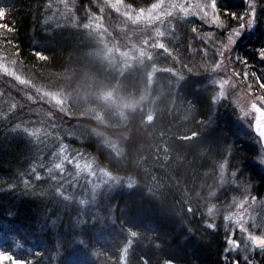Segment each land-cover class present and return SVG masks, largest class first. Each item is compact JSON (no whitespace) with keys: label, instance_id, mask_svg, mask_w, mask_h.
Masks as SVG:
<instances>
[{"label":"trees","instance_id":"16d2710c","mask_svg":"<svg viewBox=\"0 0 264 264\" xmlns=\"http://www.w3.org/2000/svg\"><path fill=\"white\" fill-rule=\"evenodd\" d=\"M123 1L139 7L146 6L153 0ZM51 2L52 0H0V8L5 9V15L0 17V55L12 61L24 78L32 82L28 87L20 83L16 90L17 96L22 94L21 89L29 92L32 86L35 87L34 83L51 90L64 88V95H68V101L71 100L74 119L87 124L89 129L86 132L89 134L96 118L87 109L88 104L84 103L88 95L85 94L83 100L78 95V92L83 94L87 90L79 86V83L84 78L94 77V80L104 81L105 77L96 73L95 67L91 69L86 61L87 43L83 32L75 31L74 27L73 30L67 27L57 30L53 29L51 21L43 22L51 9L48 7ZM217 5L218 14L222 19L226 17L228 28L234 27L237 21L225 9L237 16L246 10L243 0H217ZM79 23H83L82 19ZM4 25L9 27L4 28ZM222 33L228 34V29L223 28ZM178 43L175 45L177 53L182 52L179 69L183 71L187 66L190 72L188 80L183 82L182 79L173 94L167 92L153 108L126 110L122 120L117 115L114 117L118 119L110 118L112 120L107 127L115 130L120 128V149L117 156L99 141L92 142L90 135L81 142L82 153L96 156L101 164L122 177L125 186L122 187L121 184L116 193L107 195L111 203L109 205L106 202V207L113 210V217L106 218L108 226H112L115 231L107 229L109 236L102 237L111 238L102 241L95 236L92 227L90 229L85 225L86 222L80 224L82 227L79 231L85 237L86 246H92L97 257L88 260L83 255H77L75 258L61 259V264H143L144 259L148 264H163L165 259L174 261L175 264H226L225 256L229 258L227 264H235L237 260L239 264H246L224 251L227 239L224 229L219 224L212 229L206 221L208 222L209 203L223 205L228 199L229 187L213 185L216 184L215 178L222 164H225V168L228 165V174L235 173L234 178L240 181L247 178L252 183L247 185L252 189L251 195H258L259 189H264V175L252 163L256 156L255 144L249 137L253 138V135L236 130L237 116L231 107L214 110L211 91L195 84L202 78L212 77L207 70L203 72L205 68L201 63H206V57L201 51L196 52L201 50L197 45L196 50H193L195 44L187 34ZM258 49H264V0H257L254 29L236 43L234 50L237 64L242 68L241 73L244 70L255 73L246 80L257 87L260 83L257 77H264V58L259 55ZM35 52H42L44 57L36 56ZM213 56L208 54L207 57L212 59ZM245 58L247 64L244 63ZM193 79L196 80L192 81ZM96 83L98 85L94 88L100 95L108 83ZM76 86L80 87V91L73 89ZM130 86L133 84L130 83ZM145 88V85L143 88L137 86L135 93L124 88L121 93L126 97L138 96ZM70 91L78 100L83 101L81 104L89 115L79 111L83 105L77 106L72 102ZM151 91L152 97L159 95L156 87H151ZM34 93V97L41 98L39 93ZM170 98L175 101H169ZM95 99L89 98V104L92 105ZM44 104L46 105L45 102ZM17 108L24 109L20 106ZM25 116L30 114L21 110L15 116H10L9 124L19 122ZM32 116L37 123L42 122L39 116L34 113ZM149 116L152 117L151 120L148 119ZM4 123L0 119V125ZM54 124L55 130L61 131L65 122ZM14 131V137L5 134L0 137V214L1 211L6 213L7 209L10 213L16 212L15 220L26 225L27 213H37L38 204L44 209L53 206L52 212L48 211L49 217H53L59 203L47 200L45 194L36 193L25 197L21 196L18 187L7 188L8 183L17 185L16 179L22 178L21 170L27 167V150L32 148L27 140H23L20 130ZM193 133L196 135L193 136ZM250 140L251 144L248 143ZM129 177H134L138 185L127 187ZM207 194H211L212 198L206 197ZM189 207L193 211L189 212ZM73 226L71 223H61L55 233L62 241H67ZM129 228L137 232L136 237H131ZM44 232L45 236L50 235L53 240L54 231ZM104 240L108 243H104ZM122 255L124 259L121 258ZM33 257L32 260H27V264L43 262L42 257L34 254ZM79 261L81 263H74Z\"/></svg>","mask_w":264,"mask_h":264},{"label":"rangeland","instance_id":"374dc122","mask_svg":"<svg viewBox=\"0 0 264 264\" xmlns=\"http://www.w3.org/2000/svg\"><path fill=\"white\" fill-rule=\"evenodd\" d=\"M243 1L247 8V0ZM111 2H115V0H68L67 6H65L61 0H52L53 7L48 10L43 18V22H52L53 29L61 30L62 27H67L73 30L74 27L75 31L83 32L87 43L86 61L91 69L95 67L96 73L99 72L100 75L105 77L104 81H101V79L94 80V77L84 78L82 83H79V86L87 90L83 94L78 92V95L82 97L81 100L84 99L85 94L88 95L84 103L88 104L86 105L87 109L96 118L95 125L90 127L89 134L86 132L89 129L88 125L74 119L75 114H72L70 107L71 100L68 101V95H64V88L51 90L34 83L35 87L32 86L29 92L21 89L22 94L17 96L16 90L21 84L16 77L26 78L20 73L19 68L13 65L12 61L0 55V64L6 66L10 72L15 73V75H9L0 68V119L2 123L5 121L4 124H1L3 128H0V132L3 131V133L0 134V137L3 134L14 137V130H20L23 134V140H27L32 146L27 150V161L25 162L27 167L21 170L23 171L21 172L22 178L20 180L16 179V187H18L21 196L29 197V195L40 193L45 194L47 200L51 199V201L59 203L53 217H49L48 214V211L52 212L53 206L44 209L38 204L37 213L30 214V211L27 213L26 225L15 220L16 212L10 213L8 209L6 213L1 211L0 251L8 252L14 259L32 260L34 254L43 258L41 264H61V259L75 258L77 255H83L88 260L97 257L92 246H86L85 237L79 231L82 227L80 224L86 222L85 225L88 228L92 227L95 236L102 239V241L105 238H111L102 237L109 236L107 229L115 231L112 226H108V219L106 218V216L113 217V210L106 207V202L111 203L107 199V195L116 193L117 188H120L121 184L124 187L125 184L121 180V176H119L120 181H116L114 177L118 175L101 164L96 156L93 154L88 155L87 152L82 153L81 142L86 138L88 139L90 135L92 142L94 140L95 142L99 141V143L110 148L117 156L120 149L118 138L120 128L116 130L109 129L107 125L112 120L110 118L116 119L117 117H114V115H117L122 120L125 117L126 110L153 108L156 103H160L159 99L161 100V97L167 92L172 95L173 90L177 88L182 79L183 82L188 80L190 72L187 70V66L186 69L183 68V71L179 69L182 52L177 53V47L175 46L186 34L191 37L195 44L193 50H196L197 45V48L201 50H196V52L201 51V54L206 57V63L203 61L201 63L205 68L203 72L207 70L212 76L211 78L209 76L202 78L200 82L197 81L195 84L208 88L212 93V97H219L218 99H212L214 110L219 107H231L230 109L235 111L237 116L236 130L252 133L253 138H249L255 144L256 153L252 163H255L258 170L264 175V161L259 160L264 153H261L259 138L253 133L252 123H250V121H253V114L245 119L244 112L241 111L243 104L249 103L250 105L253 98H258L264 93L260 92L259 87L247 82L248 77L244 76L246 71L244 70L241 73L242 68H240V64H237L238 61L234 51L236 43L252 31L254 25L251 28L242 30L232 50L227 53V59L225 60L227 67L215 68L213 66L214 62L221 60L219 52L227 34L222 33L223 28L219 27L217 23L209 22L211 16L204 18L191 15L187 18L174 19L169 24L159 23L156 20L135 21L123 15L124 8H121V11H116L110 6ZM154 2L156 0L146 6H132L139 9L150 7ZM185 2L196 3L197 0H185ZM207 2L210 3V0H207ZM123 3L127 4L124 1ZM80 19L83 23H79ZM194 28L196 31H193ZM158 29L165 31L162 37L157 31ZM216 36L219 37L216 38ZM48 39L51 41L50 38ZM161 44L165 47H158ZM208 54L214 55L213 58L207 57ZM136 67L140 68L137 72L135 71V69H138ZM229 76L232 79L224 86L228 94L220 96L219 81L228 79ZM196 78L198 80V77ZM194 80L196 79L192 81ZM96 82L108 83V86L103 89L100 95L94 88L95 85H98ZM130 83L133 86H130ZM249 84L252 85L251 91L248 90ZM144 85L146 86L145 90L138 93V96L130 95V97H126L121 93L124 88H129L131 93H135L137 86L143 88ZM25 86L28 87L29 84H25ZM151 87H156L159 95L152 97ZM73 89L80 91V87L77 86ZM34 92L39 93L41 98L34 97ZM106 93H111V95L106 96ZM69 96L77 106L83 105L81 104L83 101L78 100L72 91H70ZM89 98H96L92 105L89 104ZM172 98L169 101H175ZM12 104H18L24 109L14 108L10 111ZM260 104L264 106V101H260ZM85 109L83 105L81 110H76L89 115V112ZM21 110L26 111L30 116H25L19 122L9 124L10 116H15ZM245 111H251L250 106ZM33 113L39 116L40 122L43 123H37L35 117L32 116ZM48 113L52 115L49 116ZM68 117L74 120H71V122L66 121L69 119ZM107 120L109 121L107 122ZM62 121L65 122L62 125L64 128L61 131L55 130L54 123ZM17 124H20L21 127L17 128ZM248 143L251 144V140ZM61 148H64L63 152L60 151ZM53 153L56 155H53ZM77 153H79L78 157ZM102 153L104 152L102 151ZM64 156H68L69 159L64 160ZM103 158L108 161L105 156ZM76 160H79V167H77ZM111 160L115 162L114 159ZM58 163H63L64 172L55 167ZM88 165L92 166L95 175L89 172ZM223 165L225 164H222L221 168L218 169L220 171L215 178L216 184L213 185L216 187H229L230 191H227L228 199L225 204H219L220 206L212 202L209 203L208 222L206 221V223L208 226L213 223L215 225L219 224L224 229L227 234L226 248L229 247L227 243L229 237L240 241L238 247L233 246L229 252H226L232 258H238L242 263L247 264L244 258L248 256L249 260L256 261V264H260V261L264 264V254H261L259 248L255 250L245 249L244 242L247 239V233L242 232L236 219L239 211H241L236 207V204L245 195L251 194L252 189L247 185L252 183L248 182L247 178L244 179L246 182L234 178L233 174H228V165H226L227 169ZM101 168L111 172L112 176L109 177L105 172H101ZM35 172L40 173L39 178L35 175ZM25 180L28 181L27 184H25ZM262 186L264 187V182H262ZM57 188L61 189L63 195L56 191ZM259 190L260 193L255 195L258 200L264 198V189ZM207 195L206 197H209V199L212 198L211 194ZM230 213L232 218L226 219ZM249 213L255 216L257 223H264V206L256 204L245 215H249ZM64 215H70L71 217L68 218ZM252 222V219L248 220L250 230ZM61 223H71V226L75 223L71 228V236L67 241H62L55 233ZM95 223L98 224L95 226ZM75 225H78V227ZM68 229L70 230V227ZM44 230L54 231L53 240H51L52 236H45ZM261 231H264V229H258L256 234H260ZM17 242H19V246H17ZM105 242L108 243L107 240H104ZM121 258L124 259V255ZM74 263H81V261ZM3 264H11V261H5Z\"/></svg>","mask_w":264,"mask_h":264},{"label":"snow or ice","instance_id":"6c2138e0","mask_svg":"<svg viewBox=\"0 0 264 264\" xmlns=\"http://www.w3.org/2000/svg\"><path fill=\"white\" fill-rule=\"evenodd\" d=\"M61 2L67 6L68 0H61ZM110 6L113 7L116 11H121V8H124L123 15L135 20V21H142V20H147V21H153L156 20L159 23L163 22L165 24L171 23L174 19L177 18H187L190 17L191 15H197L201 16L204 18H207L211 16V20L209 22H215L218 24L219 27L221 28H227L228 29V34L224 39V42L222 44V48L219 52V55L221 57V60L219 62H214V67L215 68H226L227 64L225 63V60L227 59V53L232 50V47L234 46L237 38L241 35V32L245 28H251L255 24L256 20V7H257V0H247V8L244 12H242L239 16H237L236 13L230 12L229 10L225 9V11L228 13V15L232 16L233 19L237 21L235 26L228 28L227 27V19L224 17L223 19L221 16L218 14V5H217V0H210V3L207 2V0H197L196 3H187L185 0H156V2L152 3L150 7H141L139 9L133 8L132 5L130 4H124L123 0H115V2H111ZM48 7L51 8L53 7L52 3L48 4ZM5 15V9L0 8V17H3ZM4 28H8V25H4ZM158 33L161 35V37L164 35L165 31H162L161 29L157 30ZM193 31H196L194 28ZM211 35V34H210ZM158 47L164 48L165 45L161 44L158 45ZM259 55L264 58V49H258ZM35 55L38 57H44V54L42 52H35ZM239 59V57H238ZM244 63L247 64V59H244ZM0 68L3 69L5 73H8L9 75H15L14 72H10L9 69L4 66L3 64H0ZM249 75H255V73H248L245 72L244 76L248 77ZM17 80H20L21 84H31L32 82L28 79H22L20 76L16 77ZM232 77L229 76L228 79H222L219 81L220 83V96H225L227 95V91L225 89V85L228 84V81L231 80ZM257 79L260 81L259 83V88L262 92H264V77H257ZM248 90H252V85H248ZM107 95H111V93H106ZM219 97H212V99H218ZM260 101H264V94L260 95L258 98H253L250 101V109L254 110L255 113H259V115L255 116V123H254V131L257 134L258 138L261 141V153H264V106L260 104ZM20 105L17 104H12L10 106V111L11 109L17 108ZM249 108V103L243 104L241 107V111L244 112L245 119L248 118L249 115H252L253 113L251 111H245V109ZM49 116H51V113H48ZM149 120L152 119L151 116L148 117ZM250 123H252L250 121ZM17 128L21 127L20 124L16 125ZM193 136L196 135V133L192 134ZM66 147V146H65ZM61 152L64 151V148L60 149ZM53 155H56L53 153ZM77 157L79 156V153L76 154ZM64 160H68V156L63 157ZM261 161H264V155L260 156ZM77 167H79V160H76ZM57 169H59L61 172H64V166L63 163H58L55 165ZM235 167V166H232ZM89 172L92 175H95V172L92 170V166L88 165ZM50 171V170H49ZM101 172H105L109 177L112 176L111 172H108L106 169L101 168ZM35 175L39 178L40 173L35 172ZM235 175V173H233ZM55 179V177H53ZM116 181H120V177L116 176L114 177ZM28 181L25 180V184H27ZM138 185V181L134 177H129L128 178V183L127 187L131 188ZM16 187L15 184L13 183H8L7 188H14ZM56 191L58 193H63L61 192L60 188H57ZM83 203V201H81ZM256 204H261L264 206V198H261L258 200L257 196L255 195H245L243 199L239 200V202L236 204V207L238 209H241L239 211V215L236 217L237 223L239 224L240 229L242 230L243 233H247V239L245 240V249L246 250H255L256 248H259L261 254H264V231H261L260 234H256V231L258 229H264V223H257L255 216H252L250 213L249 215H245V213L249 212V209H252L254 205ZM247 205V207H245ZM189 212L193 211L192 207H189L188 209ZM211 211V209H209ZM232 218V214L230 213L226 219ZM252 219V225H251V230L248 226V220ZM209 227L212 229L216 228V225L209 224ZM129 232L131 237H136L137 232L133 231L131 228H129ZM227 243L229 247L225 248V252H229L230 249L233 246H239L240 241L233 239L231 237L228 238ZM17 246H19V242H17ZM127 247V246H126ZM228 257L225 256L224 260L227 264ZM245 261H247V264H256V261L254 260H249L248 256H245ZM5 261H11V264H27V261L23 259H14L8 252L6 251H0V264H3ZM143 264H148V261L144 259ZM163 264H175L174 261L165 259L163 261ZM235 264H239V261L237 260Z\"/></svg>","mask_w":264,"mask_h":264},{"label":"water","instance_id":"95a60500","mask_svg":"<svg viewBox=\"0 0 264 264\" xmlns=\"http://www.w3.org/2000/svg\"><path fill=\"white\" fill-rule=\"evenodd\" d=\"M250 106V105H249ZM251 110V109H250ZM252 112H253V121H252V130H253V133L257 136V134L255 133V131H254V123H255V116L256 115H259V113H255V111L254 110H251ZM258 137V136H257ZM259 141H260V139H259ZM260 144H261V141H260Z\"/></svg>","mask_w":264,"mask_h":264}]
</instances>
